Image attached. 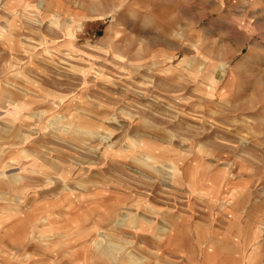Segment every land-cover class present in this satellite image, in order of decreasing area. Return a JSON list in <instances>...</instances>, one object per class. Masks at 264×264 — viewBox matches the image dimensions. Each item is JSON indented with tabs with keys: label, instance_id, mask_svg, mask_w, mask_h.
Here are the masks:
<instances>
[{
	"label": "rangeland",
	"instance_id": "374dc122",
	"mask_svg": "<svg viewBox=\"0 0 264 264\" xmlns=\"http://www.w3.org/2000/svg\"><path fill=\"white\" fill-rule=\"evenodd\" d=\"M5 26L0 264H264V0H0Z\"/></svg>",
	"mask_w": 264,
	"mask_h": 264
},
{
	"label": "crops",
	"instance_id": "0c3cea01",
	"mask_svg": "<svg viewBox=\"0 0 264 264\" xmlns=\"http://www.w3.org/2000/svg\"><path fill=\"white\" fill-rule=\"evenodd\" d=\"M238 255L235 257V261L243 260V253H240L241 247L238 248ZM244 251V250H243ZM229 257L218 254L216 250H210L207 254L205 253L204 259L201 264H230ZM236 264H243L237 262ZM246 264V262H245Z\"/></svg>",
	"mask_w": 264,
	"mask_h": 264
},
{
	"label": "bare ground",
	"instance_id": "6f19581e",
	"mask_svg": "<svg viewBox=\"0 0 264 264\" xmlns=\"http://www.w3.org/2000/svg\"><path fill=\"white\" fill-rule=\"evenodd\" d=\"M42 5V4H41ZM51 21H52V19H51ZM54 21H56V20H54ZM4 26V25H3ZM0 29H1V31H3V32H5V33H7V34H12L11 33V30L9 29V28H7L6 26L5 27H0ZM224 66V65H223ZM203 71V70H202ZM219 71V70H218ZM211 79H214V77L212 76V78ZM213 82H215V80L213 81ZM148 156H150L151 158H153L154 157V155H152V154H150V155H148ZM172 166V165H171ZM174 166V165H173Z\"/></svg>",
	"mask_w": 264,
	"mask_h": 264
}]
</instances>
